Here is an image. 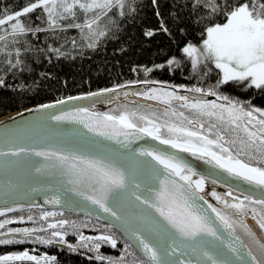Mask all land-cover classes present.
<instances>
[{
    "label": "snow or ice",
    "instance_id": "6c2138e0",
    "mask_svg": "<svg viewBox=\"0 0 264 264\" xmlns=\"http://www.w3.org/2000/svg\"><path fill=\"white\" fill-rule=\"evenodd\" d=\"M184 6L190 7L197 16L196 23L202 27L200 40L187 42L180 50L181 56L190 64L193 76L207 79L215 72L216 81L208 88L179 86L192 96L178 94L175 86L171 91L166 90L163 85L133 93L165 105L163 122H158L155 112H141L139 109L143 106L114 112L92 110L97 102L95 98L116 93L117 88L123 87L117 86L43 104L36 110L45 114L50 127L72 124L86 130L72 133L79 147L26 146L22 140L29 138L26 133L31 129L10 128L7 123L0 125V171L19 172L33 181L31 192L48 193L45 204L82 210L86 216L95 215L97 219L102 217L106 230L86 236L75 221L56 220L62 212L41 210L39 221L32 215L27 217L37 225L31 228H6L23 223V216L18 220H0V245L32 242L64 245L71 252L87 249L95 253L88 259L101 264H264V235H258L241 219L248 214V205H259L262 210L259 219L255 207L251 208V214L264 230V109L233 100L219 91L230 82L245 89L264 91V0H190ZM124 8L125 0H32L20 10L0 11V55L7 57L8 71H23L21 49H14L13 60L10 44L20 43V37L71 28L77 29L82 39L88 41L87 47L94 49L99 38L107 35L100 28L101 21L113 9L124 16ZM37 9L41 14L36 20L45 27L26 25L21 19ZM157 31L171 35L163 20L158 30H147L145 35L153 37ZM180 31L183 33L184 29ZM48 51L57 58L64 55L59 48L49 47ZM167 64L179 66L181 60L170 58ZM2 86L5 80L0 78ZM123 95L127 97L129 93ZM85 99L92 101V108L79 106L47 111L69 101ZM174 103L183 110L174 108ZM146 137L158 144L132 146ZM81 149L91 151L86 153ZM179 153H188L211 169L260 189L261 196L249 194L240 200L230 189L226 196L238 201L230 203L212 190L210 195L217 202L233 210L228 215L201 195L207 180L211 178L213 184L218 183L212 178L213 172L198 173ZM20 194L17 185L9 180L8 190L0 193V197L9 198L3 200L0 216L18 210L9 200L14 203ZM50 218L53 222H49ZM237 227L250 238L259 256L236 235ZM113 229L120 234V241ZM69 235L76 238L75 244L67 239ZM104 245L118 248L119 255L102 254L100 249ZM25 261L56 264V257L37 256L28 251L0 255V264Z\"/></svg>",
    "mask_w": 264,
    "mask_h": 264
},
{
    "label": "trees",
    "instance_id": "16d2710c",
    "mask_svg": "<svg viewBox=\"0 0 264 264\" xmlns=\"http://www.w3.org/2000/svg\"><path fill=\"white\" fill-rule=\"evenodd\" d=\"M30 2L32 0H0V11L14 12ZM186 4H190V0H155V3L153 0H125L124 16L119 15L118 9H113L109 16L101 21L100 28L106 31L107 35L99 38V43L94 49L87 47L88 41L82 39L80 32L74 28L67 31L41 32L35 37H20L21 42L10 44L9 50L13 51L14 60V49H21L20 59L24 63L20 67L23 71H8L5 63L7 57L0 55V78L5 80V86L0 87V117L68 97L143 81L204 88L215 84V72L207 79L193 76L190 64L181 56L180 50L187 42L200 40L202 27V24L196 23V14L190 7L184 6ZM38 14H41L40 9L21 19L26 25L40 24L45 27L41 21L36 20ZM161 20L169 28L171 35L157 31L155 36L147 37L145 32L158 30ZM181 28L184 29L183 33ZM49 47L59 48L64 55L57 58L55 53L48 51ZM174 57L180 59L181 64L168 66L167 61ZM148 69L151 71H147ZM219 91L229 97L250 98L253 100V106L264 109V91L245 89L231 82L221 86ZM125 107L135 110L138 105L117 104L104 109L103 112H114ZM139 110L155 112L159 117L158 122L165 119L164 110L149 111L143 107ZM41 210L44 209L20 208L15 212L14 218L23 216L24 220H27V217L32 215L39 221ZM7 216L9 215L1 216L0 220ZM55 219L75 221L76 225L80 226V231L89 233V236L99 235L106 230L100 222L65 212ZM49 222H53L52 218ZM66 227L71 231L70 226ZM112 231L120 241V235L114 229ZM69 236L67 239L75 244L76 238ZM119 246L118 243V248ZM118 248L104 245L100 252L106 256H118ZM52 256L56 257V264H101L100 261L88 259L90 256L94 257L95 253L88 252L87 249L71 252L52 248Z\"/></svg>",
    "mask_w": 264,
    "mask_h": 264
},
{
    "label": "water",
    "instance_id": "95a60500",
    "mask_svg": "<svg viewBox=\"0 0 264 264\" xmlns=\"http://www.w3.org/2000/svg\"><path fill=\"white\" fill-rule=\"evenodd\" d=\"M145 90L146 87L142 84L127 85L117 88L116 93H107L104 96L95 98L97 102L95 103L94 108H92V101L85 99V100L69 101L65 105H57L56 109H50L47 111L55 112L58 111L60 108H63L65 110H70L74 107H79V106L89 107L92 108V110L97 111L99 109L108 108L114 104H120V103L137 104L140 106H147V107L150 105L151 106L150 109H156V110H163L166 107L165 105L159 103L158 101L147 100L144 97L133 95V93L143 92ZM125 92L129 93L127 97L123 95V93ZM182 93L184 95H189V96L194 95L192 93L185 92L183 90ZM87 95H81V96H87ZM207 98L208 97H205V99ZM38 108L39 106H35L31 109H25L21 112L15 113L10 117L1 120L0 125L7 123L10 128L31 129V131L26 133L27 137L29 138L22 140V142L26 146L32 144H35L36 146H48L51 144H55V145L67 144L68 146L79 147V145L76 144V139L73 137L72 133L75 130H79L81 132H84L86 130H83L79 125H72V124H61L59 126L50 127V122L46 120L45 114L43 112L36 111ZM87 135L91 137V134H87ZM92 139H99V138H92ZM105 143H112V142L105 141ZM145 143L149 145L158 144V142L153 141L151 140V138L146 137L144 140L136 141L135 144H133L132 146L135 147L136 145H144ZM159 147L165 148L166 146L159 145ZM81 150L85 151L86 153L91 151L90 149H81ZM168 151H175V150L168 149ZM179 155H181L188 163H190L198 173H204L207 175L209 171H212L214 174L212 178L217 179L218 183L223 184L231 189L237 190L245 195L251 194L256 198H259L261 196L260 189L248 185L242 180L228 177L227 173H224L218 169L216 170L211 169V166L204 163L203 160H198L188 153H179ZM9 180H11L13 184L17 185L18 191L21 193L20 195H17L15 197L14 203L11 200H9V203L12 204L13 207L22 208L35 204V205H39L42 208L52 209V210L53 209L62 210L68 213L76 214L78 216H82L100 222L102 224H105V221L102 217L100 219H97L95 215L91 217L86 216L85 212L82 210L74 211L62 207L60 205L45 204L44 198L48 193H46L45 191L31 192L30 187L33 184V181L29 180L26 176H24L22 173L19 172L12 174L7 171H0V193H3L8 190ZM66 187H71V186H66ZM26 192L30 194L27 196L23 195V193ZM201 195L203 194L201 193ZM5 199H9V198L0 197V207L4 206L3 200ZM205 199L208 200L206 197ZM245 223L250 228H252L253 231L256 232L258 235H264V233L261 231V229L258 227L256 222L252 218L247 217L245 219ZM236 235L239 234L236 232Z\"/></svg>",
    "mask_w": 264,
    "mask_h": 264
},
{
    "label": "flooded vegetation",
    "instance_id": "af4514ba",
    "mask_svg": "<svg viewBox=\"0 0 264 264\" xmlns=\"http://www.w3.org/2000/svg\"><path fill=\"white\" fill-rule=\"evenodd\" d=\"M154 84H150V87L149 88H152ZM166 88H169V91L172 90V87L175 86L177 88V91H178V94H182V89L179 88L178 85H170V86H166L164 85ZM185 87V86H184ZM148 88V89H149ZM187 88V87H185ZM147 89V90H148ZM146 90V91H147ZM231 99L233 100H238L242 103H245L247 104L248 102L251 103V101H253L252 99L250 98H244L242 96L240 97H230ZM208 100H215L216 98L215 97H209L207 98ZM221 101H217V103H220ZM173 107L174 108H177V110H183V109H179V106L177 104H173ZM198 177H193V179H197ZM231 188L223 185V184H220V183H216V184H213L211 182V179L207 180L205 182V190L204 192L202 193L209 201V203H212L214 206H216L218 209H220L221 211L227 213L228 215H232L233 214V210L232 209H227L224 207V205L220 202H217L211 195H210V192L212 190H215L219 195L221 196H225L226 199L229 200L230 203H236L238 201L236 200H233L232 197H227L226 196V193L230 190ZM233 191V196L235 197H238L240 200L243 199V196L245 194H242L240 193L239 191L237 190H234V189H231ZM247 203V202H245ZM255 207L256 210H257V219H259V215L261 213V208L259 205H248V214L246 216H243L241 217V219L244 220L245 222V219L247 217L249 218H252L253 219V216L251 214V208ZM235 218V217H234ZM13 219V218H11ZM255 222H256V219H253ZM23 223H25L24 225H21V226H17L16 228H23V227H29L31 228V225L29 224L30 221H24ZM257 224V222H256ZM258 225V224H257ZM259 227V225H258ZM6 228H10V227H6ZM260 228V227H259ZM6 230V229H5ZM261 231L264 233V230L261 229ZM244 231L240 228V227H237V233L240 235V234H244L243 233ZM44 235V233H41ZM241 236V235H240ZM247 237V236H246ZM249 238V237H247ZM243 239V238H242ZM245 242H246V239L244 238ZM51 248L50 246L48 245H43V246H38L36 243H32V242H26L24 244H9V245H0V255H4V253L6 251H9L10 253H7L5 255H8V254H12V253H19V252H22V251H28L30 254H33V255H37V256H41V255H44V254H47L49 256L52 255V251L49 249ZM259 256V255H258ZM16 264H32V262H16Z\"/></svg>",
    "mask_w": 264,
    "mask_h": 264
},
{
    "label": "rangeland",
    "instance_id": "374dc122",
    "mask_svg": "<svg viewBox=\"0 0 264 264\" xmlns=\"http://www.w3.org/2000/svg\"><path fill=\"white\" fill-rule=\"evenodd\" d=\"M143 109L144 110H153V109H150V108H148V107H143ZM10 114V113H9ZM13 114H11V115H4V116H1L0 118H2V119H5V118H8V117H10V116H12ZM36 225L35 224H33L32 223V226L31 227H35ZM10 228H16V226H12V227H10ZM244 233V232H243ZM84 235H86V236H89L90 234L89 233H86V232H84L83 233ZM37 235H43V234H41V233H37ZM45 235V234H44ZM241 235V237L243 238V240H244V238L246 239V242H245V240H244V242L246 243V244H249V246H251V247H253V251L257 254V255H259V250L258 249H256V247H255V245L252 243V241L250 240V238H247L246 237V235H245V233L244 234H240ZM69 238H72L71 236H69ZM38 246H43V244H39V243H36ZM7 253H10L9 251H6L4 254H7Z\"/></svg>",
    "mask_w": 264,
    "mask_h": 264
},
{
    "label": "bare ground",
    "instance_id": "6f19581e",
    "mask_svg": "<svg viewBox=\"0 0 264 264\" xmlns=\"http://www.w3.org/2000/svg\"><path fill=\"white\" fill-rule=\"evenodd\" d=\"M11 114H12V113H10V114H7V115L9 116V115H11ZM1 120H3V119H2V118H0V121H1Z\"/></svg>",
    "mask_w": 264,
    "mask_h": 264
}]
</instances>
